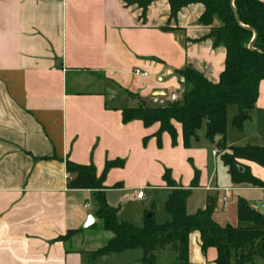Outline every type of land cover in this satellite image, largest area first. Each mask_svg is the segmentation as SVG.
I'll list each match as a JSON object with an SVG mask.
<instances>
[{
  "label": "crops",
  "instance_id": "obj_1",
  "mask_svg": "<svg viewBox=\"0 0 264 264\" xmlns=\"http://www.w3.org/2000/svg\"><path fill=\"white\" fill-rule=\"evenodd\" d=\"M126 1L134 0H0V264H107L112 256L131 251L90 258L111 234L94 248V192L67 188L66 160L93 165L97 176L106 162L123 161L122 168L106 175L105 195L166 188L165 170L187 189L196 171L198 187L186 207L194 192H201L203 202L195 212L205 208L207 196L214 198L213 220L220 226H245L236 217L239 199L264 214V188L217 185L218 153L211 151L209 158L206 150L183 148L178 125L172 147L165 133L159 146L157 125L121 122L124 108L141 102L157 107L173 101L172 95L179 99L183 88L177 72L186 67L217 82L225 58L222 47L212 48L204 38L218 23H198L200 4L181 9L170 20L164 0L152 2L143 18L141 8ZM261 118L264 81L248 120L237 131L241 137L228 140L226 131V146H264ZM161 156L165 159L159 166ZM242 165L264 182V168ZM143 199L132 194L128 201ZM88 201H94L92 211ZM88 216L94 220L84 227ZM68 232L74 233L68 240L58 239ZM215 259V249L203 253L193 232L189 264H215Z\"/></svg>",
  "mask_w": 264,
  "mask_h": 264
},
{
  "label": "trees",
  "instance_id": "obj_2",
  "mask_svg": "<svg viewBox=\"0 0 264 264\" xmlns=\"http://www.w3.org/2000/svg\"><path fill=\"white\" fill-rule=\"evenodd\" d=\"M157 0H134L142 10ZM169 6V19H175L179 11L191 4H200L203 12L198 19L202 26L210 28L204 37L211 41L212 48L224 49V65L217 82L207 80L190 67L177 73L183 78V92L179 99L157 107H145L143 102L135 108L121 110V122L127 124L140 121L145 128L158 126L156 137L160 146L163 133L177 145L175 125L180 127L182 146L189 149L199 144L200 131L203 140L218 148L221 163L227 168L232 185L264 188V182L256 179L242 162L254 163L264 168V146H226V114L230 106L237 108L231 121L232 127L241 132L249 118L258 97L259 84L264 81V3L261 0H164ZM129 3L128 1H126ZM235 12V13H234ZM238 21L236 20V17ZM253 34H255L253 40ZM253 40V42H252ZM252 42V49L249 45ZM219 141L215 142V138ZM121 160L105 163L99 176L93 165H77L65 161V172L69 176L67 188L94 192L96 217L110 239L99 250L90 253L96 260L110 254L127 250H140L142 258L137 264H155L159 251L170 249L177 254L178 264H189V236L199 235V246L204 253L213 248L216 251L215 264L252 263L260 260L264 264V214L251 208L246 201L239 199L236 217L244 227L220 226L213 220L214 198L207 196L205 208L193 215L186 214V202L191 191L198 187V172L187 189L178 187L165 170L162 180L170 190L165 210L170 220L157 225L153 219L144 221L142 228H135L127 222L117 221L118 209L105 202V178L112 169L122 168ZM74 233L68 232L58 238L66 241Z\"/></svg>",
  "mask_w": 264,
  "mask_h": 264
},
{
  "label": "rangeland",
  "instance_id": "obj_3",
  "mask_svg": "<svg viewBox=\"0 0 264 264\" xmlns=\"http://www.w3.org/2000/svg\"><path fill=\"white\" fill-rule=\"evenodd\" d=\"M179 94H177L178 96ZM180 96V95H179ZM137 105V104H135ZM147 104L145 107H149ZM237 114V108L235 106H230L227 109L226 114V122L227 128L226 131L228 133V140H236L241 137L235 129L231 126V121L233 117ZM262 119V118H261ZM264 121V119H262ZM264 135V129L260 130ZM232 134V135H231ZM200 138V143L193 147L195 151L206 150L209 158L211 156V151L218 153V148L215 145L206 144L203 140V131L198 133ZM242 140V139H240ZM203 142L205 144H203ZM252 144H260L258 142H253ZM259 146V145H257ZM198 153V152H197ZM202 156V155H201ZM165 157L159 158V166H162ZM193 159L190 160V165L193 166ZM214 167L216 172L217 185L222 186L231 184L228 176H227V168L221 163L219 156L214 158ZM197 170V169H196ZM159 186V185H158ZM141 191L144 195V199L138 202H130L128 201L129 197L133 194V191ZM169 191L166 188H132L127 189L125 192H117V191H109L105 196V202L109 203L110 206L119 207V211L117 213V221L118 222H127L134 226L135 228H142L144 218L153 214L151 219H153L154 223L157 225L164 224L170 220V217L167 215L165 210V203L168 199ZM94 200V199H93ZM201 202H203V194L201 192H194L193 196L190 198L188 205L186 207V212L191 215L195 212L198 206H200ZM94 206V201L87 202V209L92 211ZM93 236V245L94 248L101 246L105 243L107 238L110 237V234L104 230L101 221L98 219L95 223L94 230L92 231ZM137 257L140 255L142 257V252L140 250H131L123 253L122 255H114L112 256L110 262L107 264H125L124 262H129V264L135 263L138 259ZM106 257V256H104ZM102 257V260L103 258ZM260 260H255L252 264H257ZM233 264V259L231 260ZM155 264H178L177 263V254L170 250L166 249L163 251H159L156 255Z\"/></svg>",
  "mask_w": 264,
  "mask_h": 264
},
{
  "label": "water",
  "instance_id": "obj_4",
  "mask_svg": "<svg viewBox=\"0 0 264 264\" xmlns=\"http://www.w3.org/2000/svg\"><path fill=\"white\" fill-rule=\"evenodd\" d=\"M234 13H235V12H234ZM235 17H236V15H235ZM236 20L238 21L237 17H236ZM254 37H255V34H253V40H254ZM253 40H252V42H253ZM252 42H251V44L249 45V48H250V49H252ZM181 81L183 82V78H181ZM182 92H183V91H182ZM171 98H172V100H175L176 95H172ZM218 141H219V137H216V138H215V142H218ZM93 220H94L93 217L88 216L84 227H87L88 225H90V224L93 222Z\"/></svg>",
  "mask_w": 264,
  "mask_h": 264
},
{
  "label": "built area",
  "instance_id": "obj_5",
  "mask_svg": "<svg viewBox=\"0 0 264 264\" xmlns=\"http://www.w3.org/2000/svg\"><path fill=\"white\" fill-rule=\"evenodd\" d=\"M55 1H59V0H55ZM136 73H138V71H136ZM212 154L215 155L216 152H213ZM67 179H69L68 175H67ZM133 194H134L135 199H140L143 197V194L141 191H134ZM261 208L264 209V204L261 205Z\"/></svg>",
  "mask_w": 264,
  "mask_h": 264
}]
</instances>
